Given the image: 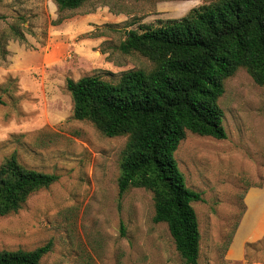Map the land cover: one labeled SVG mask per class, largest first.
<instances>
[{
    "label": "rangeland",
    "instance_id": "obj_1",
    "mask_svg": "<svg viewBox=\"0 0 264 264\" xmlns=\"http://www.w3.org/2000/svg\"><path fill=\"white\" fill-rule=\"evenodd\" d=\"M216 1L89 0L61 10L54 0H0V163L15 154L59 176L0 216V250L52 241L42 264H188L168 225L154 221L150 190L131 186L119 196L128 135L110 137L76 119L66 79L116 82L123 72L154 69L142 53L119 49L127 31L193 17ZM219 103L227 137L187 131L175 152L187 186L202 194L193 202L199 264H264V237L247 243L242 258L229 253L247 191L264 183V85L241 67Z\"/></svg>",
    "mask_w": 264,
    "mask_h": 264
},
{
    "label": "trees",
    "instance_id": "obj_2",
    "mask_svg": "<svg viewBox=\"0 0 264 264\" xmlns=\"http://www.w3.org/2000/svg\"><path fill=\"white\" fill-rule=\"evenodd\" d=\"M87 1L54 0L61 10ZM11 33L26 40L17 26ZM119 49L142 53L154 69L123 72L116 82L99 75L67 78L73 115L107 136L128 135L119 196L131 186L150 190L154 221L168 225L188 264H199L201 231L193 202L202 194L187 186L175 152L187 131L227 137L219 99L225 80L239 68L264 85V0H217L193 17L143 32L130 29ZM58 179L23 165L13 154L0 163V216L17 212L34 192ZM51 247L49 241L31 250H0V264H42Z\"/></svg>",
    "mask_w": 264,
    "mask_h": 264
},
{
    "label": "crops",
    "instance_id": "obj_3",
    "mask_svg": "<svg viewBox=\"0 0 264 264\" xmlns=\"http://www.w3.org/2000/svg\"><path fill=\"white\" fill-rule=\"evenodd\" d=\"M245 203V214L229 248L231 258H242L247 243L264 237V183L247 191Z\"/></svg>",
    "mask_w": 264,
    "mask_h": 264
}]
</instances>
